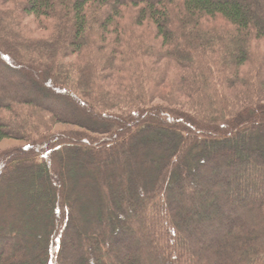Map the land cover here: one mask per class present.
Segmentation results:
<instances>
[{
	"label": "trees",
	"instance_id": "trees-1",
	"mask_svg": "<svg viewBox=\"0 0 264 264\" xmlns=\"http://www.w3.org/2000/svg\"><path fill=\"white\" fill-rule=\"evenodd\" d=\"M4 138L0 264H264V0H0Z\"/></svg>",
	"mask_w": 264,
	"mask_h": 264
},
{
	"label": "rangeland",
	"instance_id": "rangeland-1",
	"mask_svg": "<svg viewBox=\"0 0 264 264\" xmlns=\"http://www.w3.org/2000/svg\"><path fill=\"white\" fill-rule=\"evenodd\" d=\"M14 1L19 2L20 0H14ZM55 128L57 129V131L66 130V129H75L80 131V129L77 126L66 123L57 124ZM22 144L23 143L20 140L13 138H4L0 141V149L17 147V146H21Z\"/></svg>",
	"mask_w": 264,
	"mask_h": 264
}]
</instances>
